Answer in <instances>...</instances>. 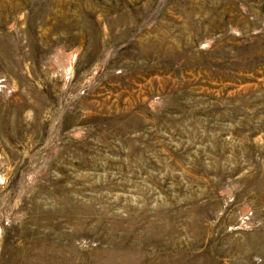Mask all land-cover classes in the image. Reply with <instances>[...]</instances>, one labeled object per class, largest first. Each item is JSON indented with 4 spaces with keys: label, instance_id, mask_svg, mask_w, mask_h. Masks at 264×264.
I'll list each match as a JSON object with an SVG mask.
<instances>
[{
    "label": "rangeland",
    "instance_id": "rangeland-1",
    "mask_svg": "<svg viewBox=\"0 0 264 264\" xmlns=\"http://www.w3.org/2000/svg\"><path fill=\"white\" fill-rule=\"evenodd\" d=\"M0 264H264V0H0Z\"/></svg>",
    "mask_w": 264,
    "mask_h": 264
}]
</instances>
